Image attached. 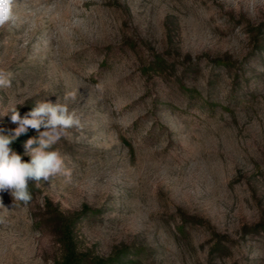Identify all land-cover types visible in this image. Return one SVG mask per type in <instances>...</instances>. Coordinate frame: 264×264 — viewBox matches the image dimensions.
<instances>
[{
    "label": "rangeland",
    "instance_id": "obj_1",
    "mask_svg": "<svg viewBox=\"0 0 264 264\" xmlns=\"http://www.w3.org/2000/svg\"><path fill=\"white\" fill-rule=\"evenodd\" d=\"M15 16L0 27V129L68 92L81 126L50 149L73 183L30 182L27 204L0 193V264L61 261L48 201L101 209L74 228L93 257L264 264V0H17ZM38 137L11 147L30 161Z\"/></svg>",
    "mask_w": 264,
    "mask_h": 264
},
{
    "label": "clouds",
    "instance_id": "obj_2",
    "mask_svg": "<svg viewBox=\"0 0 264 264\" xmlns=\"http://www.w3.org/2000/svg\"><path fill=\"white\" fill-rule=\"evenodd\" d=\"M17 0H0V27L13 23L16 19L15 9ZM10 74L0 70V88L11 87ZM98 93L103 92V86L97 84ZM76 92L66 93L64 103L57 100H38L32 109L21 116L16 107L10 109L11 121L18 125L12 134H5L0 129V193L9 192L13 202L27 204L32 195L29 183L47 181L49 177L61 175L66 184L73 183L71 169L65 165V158L59 150H50L61 138L68 135L72 128H79L81 120L74 110L69 109L68 100H75ZM41 128L44 131H41ZM29 129L39 133V137L30 138L25 148L30 155V161H24L21 154L17 153L11 145L21 135L27 134ZM33 144L38 147L33 148ZM0 208H5L0 198Z\"/></svg>",
    "mask_w": 264,
    "mask_h": 264
},
{
    "label": "trees",
    "instance_id": "obj_3",
    "mask_svg": "<svg viewBox=\"0 0 264 264\" xmlns=\"http://www.w3.org/2000/svg\"><path fill=\"white\" fill-rule=\"evenodd\" d=\"M257 43L259 40H257ZM259 49H264V44L258 45ZM222 65H228L229 62L226 60L219 59ZM158 68V66H157ZM21 135L17 140V143L22 139ZM29 191L33 192V185L29 183ZM47 207L50 209L51 215L54 216L57 223V231L60 237L62 246L61 261L57 264H134V260L137 259L136 253H140L141 250L137 248L133 250L131 248H123L117 250L113 255L106 258L93 257L84 251L78 249L75 237L74 228L77 224L84 222L85 220L91 219L92 217L98 216L102 213L101 209H93L88 205H83L80 210L72 213H64L58 208H54L52 203L48 201ZM257 226V225H256ZM215 247L213 248V250ZM134 254L130 256V253Z\"/></svg>",
    "mask_w": 264,
    "mask_h": 264
}]
</instances>
